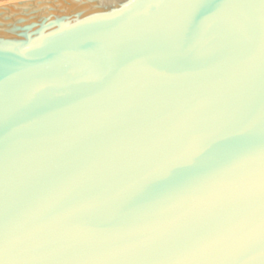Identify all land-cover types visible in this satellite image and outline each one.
Here are the masks:
<instances>
[{"label": "water", "instance_id": "95a60500", "mask_svg": "<svg viewBox=\"0 0 264 264\" xmlns=\"http://www.w3.org/2000/svg\"><path fill=\"white\" fill-rule=\"evenodd\" d=\"M181 2L0 4V264H264L255 224L209 255L149 226L112 220L109 210L65 223L78 203L46 213L33 203L34 178L62 157H78L82 170L98 162L101 190L110 193L117 181L183 150L193 128L227 137L219 142L241 151L259 150L264 0H204L228 5L203 14L210 17L205 39L226 48L199 58L173 56L164 46L184 10L152 5ZM188 40L196 43L192 34ZM122 49L118 68L103 83H88L95 63ZM192 108L200 112L185 121Z\"/></svg>", "mask_w": 264, "mask_h": 264}, {"label": "snow or ice", "instance_id": "6c2138e0", "mask_svg": "<svg viewBox=\"0 0 264 264\" xmlns=\"http://www.w3.org/2000/svg\"><path fill=\"white\" fill-rule=\"evenodd\" d=\"M164 6L184 10L180 25L163 37L169 54L195 58L224 54V45L213 44V37L205 39L210 17L203 14L215 8V16L228 5L217 7L204 0L152 5ZM190 34L196 43L189 42ZM205 45L206 52L201 51ZM123 57V49L107 52L95 63V77L88 83H103ZM199 112L192 108L184 120L195 119ZM226 139H212L193 128L183 150L170 153L155 166L142 167L128 181H117L116 190L110 193L101 190L98 162L91 161L82 170L78 157H62L34 178L33 203L45 213L61 204L78 203L74 215L63 218L65 223L73 219L83 222L109 210L112 220L149 226L186 245L190 252L194 249L213 255L225 241L234 245L241 240L253 224L264 240V136L258 151H241L219 142ZM242 168H248V174L236 178L234 173Z\"/></svg>", "mask_w": 264, "mask_h": 264}, {"label": "bare ground", "instance_id": "6f19581e", "mask_svg": "<svg viewBox=\"0 0 264 264\" xmlns=\"http://www.w3.org/2000/svg\"><path fill=\"white\" fill-rule=\"evenodd\" d=\"M13 1H17V0H7L6 2L0 3V4H4V3H8V2H13Z\"/></svg>", "mask_w": 264, "mask_h": 264}, {"label": "rangeland", "instance_id": "374dc122", "mask_svg": "<svg viewBox=\"0 0 264 264\" xmlns=\"http://www.w3.org/2000/svg\"><path fill=\"white\" fill-rule=\"evenodd\" d=\"M7 0H0V3L6 2Z\"/></svg>", "mask_w": 264, "mask_h": 264}]
</instances>
